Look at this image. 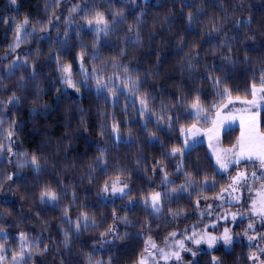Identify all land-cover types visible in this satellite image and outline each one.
<instances>
[{
  "label": "trees",
  "instance_id": "16d2710c",
  "mask_svg": "<svg viewBox=\"0 0 264 264\" xmlns=\"http://www.w3.org/2000/svg\"><path fill=\"white\" fill-rule=\"evenodd\" d=\"M97 12L110 28L99 41L85 19ZM261 73L264 0H0V264H16L21 251V264H138L147 239L161 244L209 223L214 214L200 209L231 172L215 167L206 143L185 150L180 171L169 152L198 123L196 97L212 111L224 87L249 96ZM261 120L264 129V110ZM238 136L230 129L223 141ZM113 184L128 195H112ZM47 190L57 200L42 202ZM159 191L154 214L143 200ZM261 249L260 230L245 235L238 224L230 245L193 264H264Z\"/></svg>",
  "mask_w": 264,
  "mask_h": 264
},
{
  "label": "rangeland",
  "instance_id": "374dc122",
  "mask_svg": "<svg viewBox=\"0 0 264 264\" xmlns=\"http://www.w3.org/2000/svg\"><path fill=\"white\" fill-rule=\"evenodd\" d=\"M89 28L101 29L103 28V25L102 23L97 25L95 24V22H93V24L89 26ZM102 84L107 88H113V86H115H109L108 82ZM259 86L260 84L256 85L257 88H259ZM260 95L262 94L258 93L257 96L260 107L253 108L252 112L259 113L257 117V120L259 122V131L264 133L261 120V113L264 110V100H259ZM131 96L132 95H130L129 97ZM230 98L233 101L232 104H228L229 97H227L225 100H223L221 105L213 108L212 111L204 109L205 106L200 103V106L204 109V111L200 112L197 115L196 110H192V113L198 117V123L188 127L184 134L185 140H187L188 144L191 145L190 148L199 143H206L209 147V151L212 155L215 167L222 173L231 172V180L229 184L225 188H223L227 189V191H221L219 195L214 199L206 200V204L203 206L202 210L200 209V213L203 215L214 214L213 219L209 223H206L204 225L192 227L191 230L189 232H186L182 237L173 235L174 237L167 239L164 243L161 244L152 238L147 239L146 251L141 257L138 264H140L141 261H143L144 264H188L189 260H191V264H193L199 259V254L201 252L205 250H212L217 244L223 242V240L219 238L223 235L225 229H228L230 235L232 236V227L238 224L244 232H248V230H260V235L262 238V249H264V216H261L260 214V202L264 200V174L261 173L257 165L252 164L248 161H241L239 164H232L226 170L221 169L219 165L216 164V155H214V153H219L222 157L232 156L231 153L226 152L225 150L232 149L237 145V142L241 137L240 117L247 115V113H245L243 110L249 107L248 105L242 103V101L251 100L252 96L251 94L244 97L239 96V100L236 99L237 97L233 96H230ZM226 104L228 106L224 107V105ZM142 107L146 106H141V109ZM217 113H219V117H217ZM193 126H195V128L199 131L194 135H188V130L193 128ZM234 128L239 131V136L235 143L227 145L223 141L225 134L226 132H228V130ZM230 136L234 137V130L231 131ZM253 171L257 172V177L251 176V173ZM238 172L246 173L247 179L241 180L239 184L235 185L234 187L236 190L233 191L229 186L232 185V180L234 177H236ZM155 193L157 192L152 193L143 201L145 202L146 200H148L150 202V198ZM159 193H161V210L164 196L162 192L159 191ZM253 201L256 202L255 206L253 205ZM226 205L231 206H229L230 208H227ZM233 216H235V219H233ZM224 223L225 226L221 228L220 225H224ZM249 223H252L254 225L252 229L248 228ZM211 236H215L218 239L215 245L209 248L207 239ZM195 240H200L201 243L196 244L194 243ZM181 242H183L185 248L191 249V251L182 250L179 246ZM161 249L163 250V252L160 251ZM175 252H179L182 260L178 261L174 256L171 255ZM192 252H195L196 255L193 256ZM165 254L169 256L168 259L163 258Z\"/></svg>",
  "mask_w": 264,
  "mask_h": 264
},
{
  "label": "snow or ice",
  "instance_id": "6c2138e0",
  "mask_svg": "<svg viewBox=\"0 0 264 264\" xmlns=\"http://www.w3.org/2000/svg\"><path fill=\"white\" fill-rule=\"evenodd\" d=\"M16 0H12V3L15 4ZM73 11H76V9H73ZM117 16L120 17L119 20H114V23H123V13H117ZM86 19V22L89 26H91L93 24V22H95V24L99 25L101 23L104 24V28L103 29H92V31H94L97 35V41H99L100 38V32H103L104 37H108L109 35V25H108V21L104 19L103 13L101 12H97L95 14L94 20L92 19ZM192 19V14L189 13V20ZM27 18H25L24 23L26 24ZM19 28V26H18ZM131 30V29H130ZM216 31H218L219 29H215ZM83 59V56L81 55V60ZM229 62H231V57H227L226 58ZM25 63H27V61L25 60ZM11 70V68H10ZM60 71L63 72L65 74V83L68 84L69 86H75L72 81H71V69L70 66H62L60 68ZM127 71V69H126ZM34 75V74H33ZM24 77H21V80H23ZM97 83L99 84V81H97ZM134 84V87L138 88V83L133 81L132 82ZM216 84L219 85L220 84V80L217 78L216 79ZM106 87V86H105ZM77 91H79V89L77 88ZM258 93L262 94L259 96V100H264V73H261L260 76V86L259 88L256 87L255 84L252 85L251 88V96L252 99L251 100H244L242 101V103H244L245 105H248L249 107L244 109L243 111L245 113H247V115L241 116V137L239 138L237 145L234 146L232 149H228L225 150L226 152H229L232 154L231 157L228 156H221L219 153H214V155H216V164L219 165V167L221 169H227L230 165L232 164H239L241 161H248L252 164H255L258 166L259 170L261 171L262 174H264V133L259 131V122L257 120V117L259 115L258 112H252L253 108H259L260 104L258 102L257 96ZM219 95L223 98V97H229L228 99V104H232V99L230 98V89H228L227 87L223 88V91L219 93ZM12 100H16L17 97L13 96L11 98ZM237 100H239L240 98L237 97ZM11 102V101H10ZM145 101L141 100V104L142 106L145 105ZM228 105H224V107H227ZM191 107L193 109L196 110V114L198 115L200 112L204 111V109L200 106V102H199V97H196L195 101L192 103ZM215 107V105L213 106ZM146 107H142L140 114L143 116L145 111H146ZM217 117H219V113H217ZM215 123V122H213ZM118 130V126H113V131H117ZM199 130L195 128V126H193V128L189 129L187 134L188 135H194L196 132H198ZM181 132L184 133L185 130L182 128ZM155 135V134H153ZM2 147V146H0ZM191 145L188 144L187 140H185L183 146L181 147H177V146H173L169 152L170 156H177L179 155V157L181 158V162L180 164L177 166V171H180L183 169L184 167V161H183V157L185 154V150L190 148ZM101 156H103V152L101 153ZM31 164L38 170L39 169V158L35 155H33L31 157ZM161 171H164L163 168H161ZM186 175H188L189 177L191 176L190 173H187ZM252 177H257V172L253 171L251 173ZM247 179V174L244 172H238L236 177L233 178L232 180V185H230L229 187L232 188L233 191H235V185L239 184L241 180H246ZM164 180L167 182V173L165 172L164 174ZM205 182H207V177H205ZM127 187V184L124 185V187H117L115 184H113L111 186V194L112 195H116L117 193H119L121 196H125L128 195V193L125 192V188ZM183 185L181 186L180 189H176L173 188L172 192H178L180 190H183ZM222 191H227V189H223ZM103 192L104 194H108L109 192V185L106 183L105 187L103 188ZM160 197H161V193L157 192L154 195H152V197L150 198V202L148 200L145 201V206L146 207H150L152 209V212L158 213L160 211ZM45 198H47L48 200L51 201H55L57 200V194H55L54 192L47 190L41 193L40 199L43 202L45 200ZM261 206H260V214L261 216H264V200H262L261 202ZM256 202L253 201V205L255 206ZM83 220L85 221V226L87 225V220L88 217L87 215H83ZM233 219H235V216H233ZM254 227V225L252 223L248 224V228L252 229ZM80 228V220L76 221V229L79 230ZM113 229L109 228L107 233H102V235H107L108 233L112 232ZM23 236V234H21ZM173 235H175L173 233ZM245 235H247V232H245ZM122 238V237H121ZM217 237L215 236H211L207 239V244L208 247L211 248L215 245L216 241H217ZM223 240V243L225 245H230L232 243V236L229 233L228 229H225L223 235L219 238ZM248 239L251 241L253 239H255L254 236H249ZM194 243L196 244H200L201 241L200 240H195ZM68 246V234L65 233V247ZM155 246V245H153ZM180 248L184 251H191V249L185 248L183 242L180 243ZM38 247V245H37ZM43 251H47V246H45V248L43 249ZM161 252H163V250H160ZM261 251H264V249H261ZM41 255L43 254V252L40 253ZM172 256L175 257L176 260H182V257L180 256L179 252H175L171 254ZM192 255L195 256L196 253L192 252ZM164 259H168L169 256L167 254L164 255L163 257ZM250 258H255V257H250ZM13 260L16 261V264H21V262H25L26 261V257L23 251H21L20 253H18L16 256L13 257ZM213 261L215 264L216 261V257H213ZM140 264H144L143 261L140 262Z\"/></svg>",
  "mask_w": 264,
  "mask_h": 264
}]
</instances>
